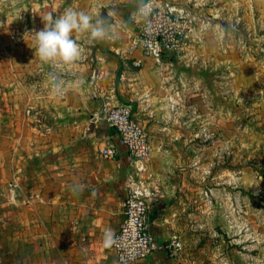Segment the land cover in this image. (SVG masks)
<instances>
[{"label": "crops", "instance_id": "obj_1", "mask_svg": "<svg viewBox=\"0 0 264 264\" xmlns=\"http://www.w3.org/2000/svg\"><path fill=\"white\" fill-rule=\"evenodd\" d=\"M147 1L0 0V264H119L105 236L122 221L129 185L149 196L158 245L131 264H201L189 242L184 171L217 131L208 122L222 113L225 84H241L223 44L225 19L231 27L240 21V6L156 0L179 6L191 20L183 50L156 61L133 47L138 11ZM66 8L107 17L119 38L80 35L83 57L61 71L65 93L53 98L50 69L25 34L42 30L43 18ZM120 104L130 106L149 136L143 164L132 162L105 120L106 110ZM111 145L115 157H102L99 150ZM76 185L80 195L71 191ZM173 237L182 242L176 253L168 248Z\"/></svg>", "mask_w": 264, "mask_h": 264}, {"label": "rangeland", "instance_id": "obj_2", "mask_svg": "<svg viewBox=\"0 0 264 264\" xmlns=\"http://www.w3.org/2000/svg\"><path fill=\"white\" fill-rule=\"evenodd\" d=\"M223 1L240 6L223 44L241 84H225L222 113L208 122L217 131L184 171L189 242L201 264H264V0Z\"/></svg>", "mask_w": 264, "mask_h": 264}, {"label": "built area", "instance_id": "obj_3", "mask_svg": "<svg viewBox=\"0 0 264 264\" xmlns=\"http://www.w3.org/2000/svg\"><path fill=\"white\" fill-rule=\"evenodd\" d=\"M156 0H148L138 11L139 30L133 40V47L140 49L145 57L160 60L161 55L179 53L190 36L189 13L173 4L155 5ZM142 7V6H141ZM141 60L134 65L140 66ZM108 126L124 146L132 162L136 165L147 161L150 153V139L142 124L132 114L129 105L120 104L105 112ZM117 149L107 146L99 150L105 158H114ZM151 202L149 196L138 186L129 185L122 204V221L112 235L111 250L119 264H131L150 255L158 245L151 231ZM171 253L182 250V242L173 237L168 240Z\"/></svg>", "mask_w": 264, "mask_h": 264}, {"label": "clouds", "instance_id": "obj_4", "mask_svg": "<svg viewBox=\"0 0 264 264\" xmlns=\"http://www.w3.org/2000/svg\"><path fill=\"white\" fill-rule=\"evenodd\" d=\"M141 12H143V6ZM108 16H111V12ZM43 23L42 30L25 34L31 41V46L29 40H25L34 50V55L41 65H46L50 69L47 73V84L49 94L53 98H59L65 93V81L62 79L61 71L74 66L83 57V49L78 43L80 35L87 34L92 41L119 38L107 17L77 11L73 8H66L56 17L49 15L43 18ZM33 88H35L34 85ZM71 191L75 195H80L82 189L76 185ZM112 242L109 232L105 236V244L111 245Z\"/></svg>", "mask_w": 264, "mask_h": 264}]
</instances>
